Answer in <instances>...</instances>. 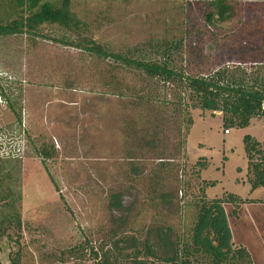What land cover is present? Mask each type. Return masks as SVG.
<instances>
[{"label": "rangeland", "instance_id": "rangeland-1", "mask_svg": "<svg viewBox=\"0 0 264 264\" xmlns=\"http://www.w3.org/2000/svg\"><path fill=\"white\" fill-rule=\"evenodd\" d=\"M205 6L204 0H72L86 34L109 49L150 50L152 42L184 38L174 61L188 73L264 64V0H242L238 18L216 19L218 25L206 24ZM41 34L0 37V193L20 196L22 218L21 229L9 227L12 239H0L2 264H98L90 248L103 246L123 221V230L141 240L160 226L172 238L189 237L203 200L229 193L254 200L240 203L238 216L232 203L224 206L232 241L264 264V186L251 190L244 142L251 134L264 145L263 119L226 132L221 112L194 109L186 147L178 148L182 118L169 108L160 119L167 131L156 139L166 148L164 165L160 156L143 158L138 131L128 136L126 128L153 116L140 118L109 86L114 78L135 83L134 75L61 44L58 26L45 25ZM45 146L53 155L44 160L37 150ZM115 192L122 194L119 210L111 204ZM6 203L0 199V213Z\"/></svg>", "mask_w": 264, "mask_h": 264}, {"label": "trees", "instance_id": "trees-1", "mask_svg": "<svg viewBox=\"0 0 264 264\" xmlns=\"http://www.w3.org/2000/svg\"><path fill=\"white\" fill-rule=\"evenodd\" d=\"M204 1L206 24H216V19L238 18L237 9L242 0ZM45 25L64 30L65 35L58 40L61 44L72 45L99 58L111 60L115 63L113 72L124 70L134 75L135 83L114 78L109 86L111 93L124 99L129 109L138 110L140 118L153 116V122L144 120L139 125L131 120L126 128L128 136L138 131L137 136L143 143L140 148L143 158L152 154L160 156L162 164L165 162L166 148L158 146L156 139L167 131L160 119L169 108L174 110L173 114L178 113V118H182L179 127L182 138L177 144L178 148L186 147L194 123L191 114L194 109L221 112L226 131L230 127L248 126L254 118L264 121V64L249 71L239 65L224 66L206 75L192 74L183 67H177L174 61L184 38L152 42L149 44L150 50L115 51L86 34L88 24L72 10V0H0V37L20 33L43 35L41 31ZM9 106L16 113L11 103ZM16 115L21 121L20 114ZM244 142L251 190H256L264 186V145L251 134L245 135ZM37 151L44 160L53 155V151L46 146ZM199 164L203 170L208 166L205 162ZM136 167H133L134 175ZM11 195L10 191L0 193L1 201H7L4 205L6 209L0 213V239L5 235L12 239L8 233L9 227L15 225L22 228L21 214L15 204L20 196L10 200ZM111 197L112 208L121 209L122 194L115 192ZM159 197L164 200L165 194ZM246 201L254 200H244L233 193L226 194V197L205 198L189 237L176 235L172 238L170 228L160 226L155 228L154 234H147L141 240L123 230L126 228L123 221L118 225L119 230L113 228L106 234L103 246L97 249L92 247L90 251L98 264H254L250 251L232 241L224 206L225 203H232L233 214L238 216L240 203ZM69 252H74V249Z\"/></svg>", "mask_w": 264, "mask_h": 264}, {"label": "built area", "instance_id": "built-area-1", "mask_svg": "<svg viewBox=\"0 0 264 264\" xmlns=\"http://www.w3.org/2000/svg\"><path fill=\"white\" fill-rule=\"evenodd\" d=\"M226 132H228V131H226Z\"/></svg>", "mask_w": 264, "mask_h": 264}]
</instances>
